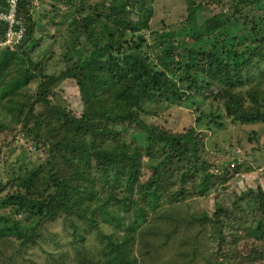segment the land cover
<instances>
[{
    "label": "trees",
    "instance_id": "trees-1",
    "mask_svg": "<svg viewBox=\"0 0 264 264\" xmlns=\"http://www.w3.org/2000/svg\"><path fill=\"white\" fill-rule=\"evenodd\" d=\"M89 1L17 0L22 38L0 48V133L20 124L38 144L43 161L29 167L18 156L11 165L16 175L0 174V210L11 214H0V239L13 238L25 247L37 245L41 238L56 243L58 235L43 234L41 229L61 216L66 234L60 236L68 235L69 248L78 254L85 251L90 235L96 236L97 243L89 248L92 257L79 258L75 264H96V255L102 264H138L136 249L144 254L157 246L152 244L153 235L148 236L152 225L141 228L142 202L151 214L155 210L166 218L170 214L178 229L174 234L181 232L173 236L179 240L174 241L176 252L170 253H185L187 264H264V168L256 188L232 193L229 202L217 201L211 216L204 211L202 216L176 221V206L204 198L228 180L227 171L215 175L208 172V165L197 164L191 131L171 133L148 124L145 117V104L155 105L166 94L171 95L165 99L170 105L191 101V108L198 109L208 100L218 101L221 112L207 116L219 127L223 118L239 125L264 124V0H230L228 13L211 6L228 0H189L188 26L160 37L164 41L158 40L156 47L161 56L155 59L141 34L152 9L142 20L133 16L143 13L145 0L122 4L110 0L98 8ZM37 2H43L46 13L34 9ZM8 8L7 0H0V12ZM37 16L46 24V35L39 39L33 37L44 32V24L39 26ZM10 28L0 20V42ZM194 28L200 29L197 36ZM96 33L99 39L92 47L81 45L82 37L86 45ZM187 36L189 42L183 40ZM178 38L181 43L175 44ZM51 41L63 46L55 62H50ZM34 80L38 84L30 93ZM60 81L75 83L82 102L79 117L52 106L49 99ZM187 90L203 99L183 100L182 95H190ZM125 134L133 141L126 143ZM140 150L149 161L158 155L163 159L149 168ZM143 166L151 176L140 183ZM6 187L12 191L2 195ZM117 209L135 213V221L125 224V231L108 232L106 225L124 222L115 218ZM157 216L156 234L164 245L169 235H163L159 227L163 217ZM193 238L202 241L206 255L190 251ZM50 257L61 262L58 256Z\"/></svg>",
    "mask_w": 264,
    "mask_h": 264
},
{
    "label": "rangeland",
    "instance_id": "rangeland-1",
    "mask_svg": "<svg viewBox=\"0 0 264 264\" xmlns=\"http://www.w3.org/2000/svg\"><path fill=\"white\" fill-rule=\"evenodd\" d=\"M113 1L117 2V4H122L123 2V0ZM145 1L146 2L143 4V13L139 11V14L136 12L133 16L142 20L149 9H152L153 15H151L149 19L148 28L146 31H142L141 34L146 39V44L148 46L147 50H150V56L155 59L157 56H161L160 50L156 47V45H158V40L160 42L164 41H161L160 37L188 26L187 17L192 5L188 4L189 0ZM201 1L207 2V0ZM109 2L110 0L89 1L92 7L97 6V8L100 7L102 3ZM228 2L230 3V0L220 3L219 5L213 4L211 6L216 12L222 11V13H228ZM38 3L39 2L34 5V9H37L40 14L46 13L47 9L43 2L39 5ZM35 20L39 23V26L44 24V27L41 29L44 30V32L39 31L35 33L33 37L39 39L43 34L44 36L46 35L45 19H42V22L37 16ZM212 26L213 23L210 24V27ZM50 27L52 28L51 24ZM67 29L68 27H66L65 30ZM199 30V28H194L195 36L200 32ZM98 39L99 35L96 33L92 42L87 41L85 43L86 45H84V37H82L81 45L89 49ZM180 39L181 38L175 39L173 42L175 44L181 43ZM183 40L189 42L191 39L187 36ZM51 43L53 44L51 46L53 59H51L50 62H55L58 60L57 58L60 53H62L63 46L55 44L52 41ZM64 44L67 45L68 42ZM171 53L176 55L174 51ZM37 84L38 80H34L30 84V93L34 92ZM187 92L190 95H182L181 97L183 100L194 99L195 102H200V99H203L194 92L188 90ZM167 97L168 95L163 94L161 97H158V99H162L161 102L155 105L145 104V110L147 112V114H145L146 122L157 128L166 129L171 133L184 134L191 131V135L195 138V144L198 149L197 164L200 165L204 163L208 165V172L214 173L215 175L227 171L225 177L228 179L221 185L218 184V187L211 189L204 198L188 199L181 206H176L177 212L174 214V219L176 221L183 220V222H185L189 215L202 216L204 211L211 216L215 211L217 201H219V203L229 202L227 199L232 193H240L249 188L254 189L259 185L264 168V124L239 125L232 123L229 118H223L219 119L222 123V127H219L213 124L215 121L214 118L207 116L210 112H214V110L221 112V105L218 101L208 100L203 107H199L198 109L191 108V101L180 103L175 100V103H180L182 106L177 104L170 105L165 100ZM170 97L171 95H169L168 99ZM49 100L53 107L65 108L75 117H79L82 113L81 98L76 91L74 82L60 81L57 83L53 87L52 95ZM196 106L195 104V107ZM12 128V130H4L0 133V174L4 175L7 173L9 177L16 175L12 173L11 165L18 156L27 163L29 167H33L43 161V154L37 148L38 144H36L30 136H27L22 126L18 124ZM131 131L136 132L137 130L131 129ZM132 137L133 136H129V134H125L124 139L126 143L133 141ZM142 139H144V136ZM141 143L144 142L142 141ZM140 154L141 159L149 168L155 167L160 163L161 159H163V157L158 155L155 161H149V157L145 155L144 151L140 150ZM18 163H20V159ZM233 163L235 164L234 167ZM146 166H143L141 169V176L139 177L140 183H145L150 179L151 170ZM175 166L176 163L174 162L167 171H172V167L175 168ZM10 191H12V189L6 187L2 195H6ZM139 205L145 210V221L141 225V228L147 229L149 224L152 225L154 229L148 236L151 237L153 235L152 244L157 246L152 247V251L148 248L147 252L144 254H141L140 250L136 249L135 256H137L136 260L138 264H187L186 260H189V257H187L185 253L177 256L171 255L170 253L176 252L174 250H177L174 241H177L178 237L173 238V236H181V232L174 234V231L178 229H176V226H174L169 219L170 214H168L167 218L164 217L167 214L161 213L160 210H155L151 214L150 210L147 209L148 205L143 206L142 202H139ZM0 214L11 216L8 211L0 210ZM158 214H161L163 217V220L159 222V227L164 230L163 235H169L168 238L165 237L167 244L164 245L158 241L156 234L157 226L155 229L156 224L154 219L156 220L159 217L157 216ZM120 217H122L124 222L121 224L116 223V221L111 222L109 225H106V231H113L115 233L125 231L124 225L135 221V213L131 214L129 211L124 212L123 209H119L117 215H115L116 219H120ZM193 226L194 225L187 226V230L192 229ZM64 227L65 223L60 216L54 222L45 225L41 229L43 234L58 235L59 241H56V243L45 241V238H41L37 245L25 247L20 244V241L13 238L0 239V264H75L78 262L79 258L85 257L88 259L92 257V252L89 248L97 243L95 234H91L89 239H87L85 251H80V254H78L77 252L79 250L75 252L73 249L69 248L71 238L68 235L66 237L60 236L66 234ZM158 230H160V232L163 231L161 229ZM206 242L208 245H214L212 240H206ZM190 246V251L195 252L198 257L207 254L204 244L199 239L193 238ZM50 256L60 257L61 262L58 263L57 259H53ZM96 257H94L96 264H102Z\"/></svg>",
    "mask_w": 264,
    "mask_h": 264
},
{
    "label": "built area",
    "instance_id": "built-area-1",
    "mask_svg": "<svg viewBox=\"0 0 264 264\" xmlns=\"http://www.w3.org/2000/svg\"><path fill=\"white\" fill-rule=\"evenodd\" d=\"M7 3L9 5L8 11L5 13L0 12V20L6 21L11 28L6 32L5 41L0 42V48L17 44L21 40L23 35V29L21 28V19L16 18L17 0H7ZM16 25L20 26V28H18L17 30L13 29V27Z\"/></svg>",
    "mask_w": 264,
    "mask_h": 264
},
{
    "label": "clouds",
    "instance_id": "clouds-1",
    "mask_svg": "<svg viewBox=\"0 0 264 264\" xmlns=\"http://www.w3.org/2000/svg\"><path fill=\"white\" fill-rule=\"evenodd\" d=\"M212 174H214V173H212Z\"/></svg>",
    "mask_w": 264,
    "mask_h": 264
}]
</instances>
